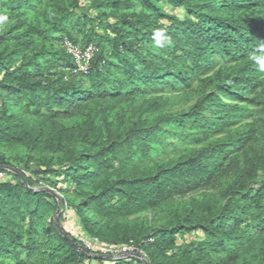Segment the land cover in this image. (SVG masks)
<instances>
[{
  "label": "trees",
  "instance_id": "1",
  "mask_svg": "<svg viewBox=\"0 0 264 264\" xmlns=\"http://www.w3.org/2000/svg\"><path fill=\"white\" fill-rule=\"evenodd\" d=\"M0 168V264H143L79 253L38 185L95 246L264 264V0H0Z\"/></svg>",
  "mask_w": 264,
  "mask_h": 264
},
{
  "label": "built area",
  "instance_id": "2",
  "mask_svg": "<svg viewBox=\"0 0 264 264\" xmlns=\"http://www.w3.org/2000/svg\"><path fill=\"white\" fill-rule=\"evenodd\" d=\"M62 46L67 54L73 57L77 66L75 72L87 75L91 68V61L98 52L97 47L91 44L83 49L81 46L75 45L68 40H65ZM79 240L81 243L77 245L78 252L88 256L122 260L131 259L134 255L138 254L145 258V254L133 242L118 248L98 249L85 237H81Z\"/></svg>",
  "mask_w": 264,
  "mask_h": 264
},
{
  "label": "rangeland",
  "instance_id": "3",
  "mask_svg": "<svg viewBox=\"0 0 264 264\" xmlns=\"http://www.w3.org/2000/svg\"><path fill=\"white\" fill-rule=\"evenodd\" d=\"M169 10L172 11V9H169ZM173 12H177V11H173ZM177 13H179V11ZM9 178H10L9 176H7L5 174H1L0 175V183L9 180ZM35 188L37 190L46 189V187L40 186V185L35 186ZM59 198H60V196H59ZM187 199L188 198H185V199H183V201H185ZM61 214L64 216L62 225H64L66 230L79 239L81 237H84L82 235L81 228L79 227L77 219L75 218L74 214L69 210L65 213L61 210ZM164 215L165 214H163V213H156V214L150 213V214H147V215L142 216V217H145L148 221L156 223L157 221H162L164 219ZM189 238L195 239L196 237L194 235H192ZM96 248L104 249L101 246H96ZM92 264H100V263L93 262Z\"/></svg>",
  "mask_w": 264,
  "mask_h": 264
},
{
  "label": "water",
  "instance_id": "4",
  "mask_svg": "<svg viewBox=\"0 0 264 264\" xmlns=\"http://www.w3.org/2000/svg\"><path fill=\"white\" fill-rule=\"evenodd\" d=\"M0 169H3V168H0ZM5 170H8V171H10V172H12V173L18 175V176L22 179L23 183L26 184L25 180L23 179V177L21 176V173H20L19 171L14 170V169H8V168H5ZM38 191H47L48 193H50V194H52L53 196H55V197L58 198L59 209H58V211H57V213H56V215H55V226H56L57 231H58V232H59L64 238H66V239H68L70 242H72V240H71V239H70V238H69V237L63 232V230H62V226H61V222H60V215H61V210H62V209H61V200H60L59 196H58L56 193H54L52 190L48 189V188H46V189H41V190H38ZM133 258H136V259L141 260L143 264H149V263L147 262V260H146L144 257H142L141 255L136 254V255L133 256Z\"/></svg>",
  "mask_w": 264,
  "mask_h": 264
},
{
  "label": "clouds",
  "instance_id": "5",
  "mask_svg": "<svg viewBox=\"0 0 264 264\" xmlns=\"http://www.w3.org/2000/svg\"><path fill=\"white\" fill-rule=\"evenodd\" d=\"M153 39H154V41H155V46H156V47H163L162 39H167V40L170 41V38H168V37L166 36L165 31L162 30V29H157V30L154 32Z\"/></svg>",
  "mask_w": 264,
  "mask_h": 264
}]
</instances>
